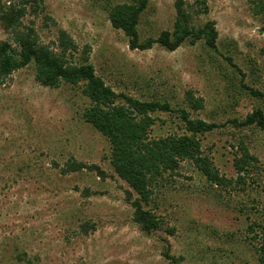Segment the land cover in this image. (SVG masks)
Masks as SVG:
<instances>
[{"label":"rangeland","instance_id":"1","mask_svg":"<svg viewBox=\"0 0 264 264\" xmlns=\"http://www.w3.org/2000/svg\"><path fill=\"white\" fill-rule=\"evenodd\" d=\"M185 1L195 26L216 22L217 51L203 40L174 52L158 44L131 49L109 19L110 8L130 0H45L23 22L59 53L66 32L77 45L68 55L75 64L89 47V63L117 94L170 104L171 112L151 113L152 138L184 132L180 109L217 124L200 136L202 151L231 183L214 185L192 160L182 161L155 188L150 208L162 224L148 235L127 200L132 188L111 164L109 139L84 117L91 100L83 83L43 86L32 64L0 77V264H173L166 251L180 264H259L249 226L264 222V130L233 121L264 109L242 84L264 94V0ZM175 22V0H149L140 37L156 39ZM0 41L16 46L1 22ZM189 93L202 109L191 107ZM243 147L258 159L245 183L235 169ZM74 161L99 166L107 178L64 173Z\"/></svg>","mask_w":264,"mask_h":264},{"label":"trees","instance_id":"2","mask_svg":"<svg viewBox=\"0 0 264 264\" xmlns=\"http://www.w3.org/2000/svg\"><path fill=\"white\" fill-rule=\"evenodd\" d=\"M45 0H0V22L4 29L14 35V46L9 41H0V77L11 76L15 71L35 65L36 79L46 87L58 88L62 83L80 85L83 92L91 100V106L86 109L84 117L111 144V164L116 174L125 180L132 191H127V200L134 209V220L148 235L158 231L161 219L150 208L156 186H162L160 180L164 174L175 172L184 160H192L199 170L207 176L214 185L227 186L231 183L220 175L213 161L204 156L201 135L214 131L219 126L204 120L193 119L191 113L180 109V120L184 132L176 135L152 138L150 128L155 123L151 113L158 110L171 112L168 103L145 102L130 96L117 94L104 80L97 76L94 66L89 63V47L83 52L81 63H73L68 58L70 53L77 51L74 40L64 31L60 32L59 46L61 52L53 50L42 43L34 27L24 24L28 14H38L43 9ZM131 3L114 5L109 10L112 26L122 30L129 38V46L133 50H149L158 44L170 52L176 51L184 42L191 40L196 43L203 40L205 45L218 50L219 32L216 22L209 21L205 25H194L195 16L186 6L185 0H175L176 22L173 31H163L158 38L142 40L139 33L140 19L149 5V0H130ZM233 65L231 58H227ZM250 90L254 96L264 94L258 90ZM124 99V104H118ZM191 107L194 110L203 108V100L188 94ZM238 126H257L264 130V109H257L247 116L245 121H233ZM258 159L248 148H241V156L235 159V169L240 181L251 173ZM88 169L96 171L102 179L107 174L99 166H89L79 162H70L64 173H72ZM160 184V185H159ZM137 196H135V194ZM86 227L84 226V230ZM249 239L257 242L259 264H264V222L249 226ZM165 256L173 264L180 261L169 251Z\"/></svg>","mask_w":264,"mask_h":264}]
</instances>
